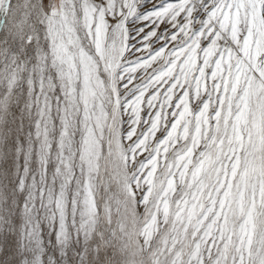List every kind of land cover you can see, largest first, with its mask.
I'll use <instances>...</instances> for the list:
<instances>
[{"label":"snow or ice","instance_id":"snow-or-ice-1","mask_svg":"<svg viewBox=\"0 0 264 264\" xmlns=\"http://www.w3.org/2000/svg\"><path fill=\"white\" fill-rule=\"evenodd\" d=\"M0 264H264V0H0Z\"/></svg>","mask_w":264,"mask_h":264}]
</instances>
